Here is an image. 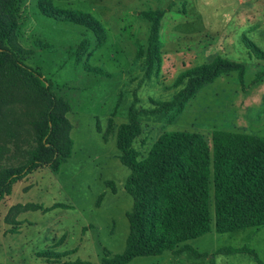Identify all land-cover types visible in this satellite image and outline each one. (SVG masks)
Returning <instances> with one entry per match:
<instances>
[{
	"label": "rangeland",
	"instance_id": "rangeland-1",
	"mask_svg": "<svg viewBox=\"0 0 264 264\" xmlns=\"http://www.w3.org/2000/svg\"><path fill=\"white\" fill-rule=\"evenodd\" d=\"M39 1L91 13L104 27V42L97 46L84 26L42 15ZM156 8L165 10L158 27L161 63L145 77L136 51L139 45L145 51L148 22L137 12ZM15 9L17 57L50 80V92L70 124V143L66 157L52 153L64 159L58 170L42 163L0 199V264H59L77 258L99 264L104 254L123 250L133 200L124 189L129 169L119 159L117 127L127 121L130 103L151 109L172 98L184 82L177 88L171 83L187 67L218 54L243 64V83L236 71L220 74L179 114L163 121L141 118L131 144L138 159L167 130L197 132L208 145L214 129L264 136V76L253 82L264 61L248 48L252 41L264 50V0H15ZM84 37L89 46L80 54ZM46 104L36 94L3 109L0 168L25 161L27 150L36 145L30 120ZM209 209L212 217L211 183ZM188 242L209 257L165 251L127 264H258L250 252H215L223 247H248L264 264V225L219 233L211 222L209 232Z\"/></svg>",
	"mask_w": 264,
	"mask_h": 264
},
{
	"label": "trees",
	"instance_id": "trees-1",
	"mask_svg": "<svg viewBox=\"0 0 264 264\" xmlns=\"http://www.w3.org/2000/svg\"><path fill=\"white\" fill-rule=\"evenodd\" d=\"M39 12L57 21L86 27L93 33L96 45L105 39L103 25L91 13L54 4L38 2ZM164 9L141 10L137 15L148 22L145 51L139 45L136 58L145 77L158 71L161 63L158 27ZM18 28L15 0H0V117L3 109L14 102H28L36 94L47 104L36 118L30 120L36 145L27 150L24 162L0 168V199L10 192L11 185L42 163L58 170L64 161L52 153L69 154L67 138L70 124L64 117V107L50 92L51 82L17 57L15 31ZM89 46L84 37L77 51ZM252 57L264 61V50L248 42ZM93 72H102L92 67ZM244 66L220 55L209 62L187 67L177 73L172 88L180 87L169 100L159 101L151 109L136 108L130 103L125 111L127 121L116 130L115 143L119 159L129 169L124 189L132 197V209L127 213L129 231L125 246L119 253L104 254L99 264H127L137 256H156L165 251L189 253L194 258H207L188 241L211 230L223 233L264 225V136L214 129L211 144L202 135L186 130L164 131L152 144L147 155L138 159L131 146L140 132L141 118L167 120L180 112L190 98L217 76L236 71L243 83ZM264 76L258 71L253 82ZM212 185L213 216L209 209ZM250 252L258 264H263L248 247H223L215 252ZM61 253H53L61 255ZM213 255V254H212ZM59 264H93L74 259Z\"/></svg>",
	"mask_w": 264,
	"mask_h": 264
}]
</instances>
